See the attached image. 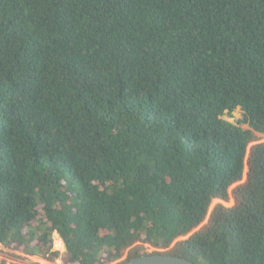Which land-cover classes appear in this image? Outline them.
I'll list each match as a JSON object with an SVG mask.
<instances>
[{
    "label": "trees",
    "instance_id": "1",
    "mask_svg": "<svg viewBox=\"0 0 264 264\" xmlns=\"http://www.w3.org/2000/svg\"><path fill=\"white\" fill-rule=\"evenodd\" d=\"M256 134L264 0H0V245L264 264Z\"/></svg>",
    "mask_w": 264,
    "mask_h": 264
},
{
    "label": "rangeland",
    "instance_id": "2",
    "mask_svg": "<svg viewBox=\"0 0 264 264\" xmlns=\"http://www.w3.org/2000/svg\"><path fill=\"white\" fill-rule=\"evenodd\" d=\"M240 118H241V113L239 110L233 111L231 113V116L224 115L222 117L223 120L231 122V123H234L235 121L239 120ZM242 127L244 129L247 128L246 126H242ZM256 136L259 140H257L255 143H264V135L256 134ZM249 147H248V149H249ZM245 175H246V167L244 169L242 181L245 180ZM238 184L239 183L233 185L230 188V191ZM217 204H221L224 207H231L233 205V201H232V199H229L228 202H223L220 200H213L210 204L209 209H208V214L206 216V219L196 229H194L190 234H188L187 236H185L183 238H178L176 241L183 240V239L187 238L189 235H191L192 233L197 231L199 228H201L204 224H206L209 213L214 208V206ZM172 246L173 245H171L170 248ZM144 248H145L146 252H151L154 250L153 248H151L148 245H144ZM52 251L58 252V254H59L58 258L55 259L54 261H48L42 257L29 256V255H26L20 251H14V250L8 249V248L0 245V261L2 260L6 264H63V259L65 257V248H64V245H63L61 239L59 238V236L56 233H53V235H52ZM124 258H125V255L122 257L121 260H123Z\"/></svg>",
    "mask_w": 264,
    "mask_h": 264
},
{
    "label": "water",
    "instance_id": "3",
    "mask_svg": "<svg viewBox=\"0 0 264 264\" xmlns=\"http://www.w3.org/2000/svg\"><path fill=\"white\" fill-rule=\"evenodd\" d=\"M121 264H194V263L186 259L175 256L151 254V255H142L139 257H135Z\"/></svg>",
    "mask_w": 264,
    "mask_h": 264
}]
</instances>
